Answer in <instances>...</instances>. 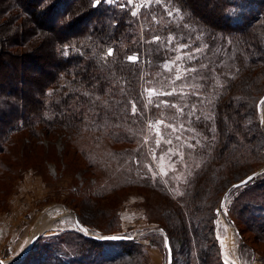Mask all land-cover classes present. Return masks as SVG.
I'll return each mask as SVG.
<instances>
[{
  "label": "trees",
  "instance_id": "trees-1",
  "mask_svg": "<svg viewBox=\"0 0 264 264\" xmlns=\"http://www.w3.org/2000/svg\"><path fill=\"white\" fill-rule=\"evenodd\" d=\"M169 10L180 12L169 16ZM139 11L137 16L123 1L94 6V0H0V192L27 168L40 169L36 161L27 166L26 158L43 147L41 141L58 140L62 157L72 154L74 168L60 163L54 145L43 149V166L53 161L62 172L71 168L82 175L67 204L84 227L116 235L117 205L131 188L171 198L167 207L174 219L167 216L169 221L148 229L153 231L145 243L63 232L44 246L38 264H151L152 245L163 249L166 264L165 239L172 264L175 244L186 249L187 264H225L215 222L229 194L234 195L224 213L238 236L239 260L264 263V104L258 111L264 95V0H152ZM180 28L182 43L198 35L208 48L201 57L207 66L189 80L202 74L199 90L211 99L210 117L190 121L204 138L186 150L196 165L193 177L172 197L145 176V131L158 110L144 91L165 72L163 44L169 37L178 40ZM108 199L114 203L107 205Z\"/></svg>",
  "mask_w": 264,
  "mask_h": 264
},
{
  "label": "rangeland",
  "instance_id": "rangeland-1",
  "mask_svg": "<svg viewBox=\"0 0 264 264\" xmlns=\"http://www.w3.org/2000/svg\"><path fill=\"white\" fill-rule=\"evenodd\" d=\"M106 1L127 2L132 7V12L138 16L139 9L146 0ZM235 20H240L238 14L235 15ZM181 32L183 29L180 28L177 31L178 40L171 37V42H169V37L163 44L167 55V60L163 64L165 72H161L157 78L153 79L144 91L146 102H153L158 110L145 131L144 142L149 157L145 176L151 183L159 181L167 189L166 194L172 197L180 195L184 190L182 183L188 178L190 182L193 177L192 171L196 169V165L192 163L194 161L186 150L202 145L204 138L190 126V121L210 117L207 108L208 99H211L205 91L199 90L202 74L199 73L197 79L192 83L189 80L195 70L207 66L208 62L201 57L204 56L208 48L202 43L201 36L198 35L187 37V41L182 43L181 39L185 36H182ZM189 55H193L192 61L198 59L199 63H187L185 58ZM185 69L195 70L186 72ZM177 76H180V79H176ZM189 93L199 98V101H188L187 94ZM166 97L177 98L170 102L165 99ZM166 108L171 111V114L165 112ZM41 143L43 147L37 148L36 152L26 158L27 166L36 161L35 163L39 164L37 167L40 169L27 168L23 173L14 177L10 187H5L6 190L0 192L1 263L38 264L41 257L46 256L45 251H42L44 246L53 243L54 238L63 232L77 231L85 233L86 236H100L87 227H85L86 231L78 228L75 224L76 214L69 209L67 204L69 194L81 186L82 175L80 173L71 174V168L62 172L64 169L62 167V170L58 169L53 161L46 162V167L43 166L45 160L43 149L49 145L55 146L57 154L61 156L60 163L66 161L74 168L72 154L62 157V145L58 140H44ZM15 151L17 152V150ZM74 180L77 181V184H74ZM92 180L94 179L92 178ZM233 195H227L225 202L222 201L221 206L224 211ZM121 196L123 199L117 205L119 230L114 236L132 237L139 243H145V236L153 231L148 229L157 227L162 222L165 223V220L169 221L167 216L174 219L173 211L167 207V202H170L171 198H164L163 194L131 188ZM105 203L111 205L114 200L108 199ZM224 211L218 213L215 222L216 236L220 249L223 247L225 250L227 245L229 247L227 249L231 253V250H235V245L239 240ZM84 215L89 217L90 213L85 212ZM43 216H46L50 224L47 228L40 230L37 229L36 224ZM157 231L162 234V231ZM37 234L39 237L29 256V262L25 263L21 256L32 237ZM174 246L178 252L176 264H187L186 249L182 252L179 245L175 244ZM260 249L264 250V247ZM110 251L113 253L111 249L108 250V252ZM112 253H108V255ZM148 257L151 264H165L164 251L158 245L148 248Z\"/></svg>",
  "mask_w": 264,
  "mask_h": 264
},
{
  "label": "water",
  "instance_id": "water-1",
  "mask_svg": "<svg viewBox=\"0 0 264 264\" xmlns=\"http://www.w3.org/2000/svg\"><path fill=\"white\" fill-rule=\"evenodd\" d=\"M262 101H264V95L261 97V99L258 102V111H261V105L263 104ZM264 171V169L262 170ZM261 171V172H262ZM260 172L257 173H253L248 175L247 177H245L244 179H242L241 181H238L237 183H235L234 185H232V187L229 189L228 193H230V191L237 189V188H241L246 186L248 183H250ZM251 177V179H249ZM226 197L223 199V202H225ZM75 224L78 228H80L82 231H86V228L79 222V220L77 219V217L75 216ZM39 234L35 235L32 237V239L30 240V243L28 244L26 250L24 251V253L21 256V259L25 258L34 248L36 241L38 240ZM94 238L99 239V240H103V241H112V242H116V241H125L128 239H132V237H127V236H94ZM165 248L167 251V263L166 264H172V250L169 244L168 239H165ZM0 264H9V263H1Z\"/></svg>",
  "mask_w": 264,
  "mask_h": 264
},
{
  "label": "crops",
  "instance_id": "crops-1",
  "mask_svg": "<svg viewBox=\"0 0 264 264\" xmlns=\"http://www.w3.org/2000/svg\"><path fill=\"white\" fill-rule=\"evenodd\" d=\"M227 245H226V249L224 250L223 247H221V254H222V259L224 261L225 264H248L247 262L242 263L239 258H238V250H237V243L235 245V250H231V253L229 252V249H227ZM229 248V247H228ZM230 253V255H229ZM251 264H264L261 261H253Z\"/></svg>",
  "mask_w": 264,
  "mask_h": 264
},
{
  "label": "snow or ice",
  "instance_id": "snow-or-ice-1",
  "mask_svg": "<svg viewBox=\"0 0 264 264\" xmlns=\"http://www.w3.org/2000/svg\"><path fill=\"white\" fill-rule=\"evenodd\" d=\"M100 2H101V0H94V6L98 5ZM146 2H147V3H151L152 0H146ZM156 2H158V0H156ZM179 12H180V10H177L175 13L172 12L171 10H169V11H168V15H169V16L179 15ZM157 39H159V38L157 37ZM171 39H172V38L170 37V38H169V42H171ZM108 55H112V50H111V49L108 50ZM193 55H194V54H193ZM193 55H189V56H188V59L191 60V59L193 58ZM136 59H137V57H135V56H130V57H129V60H130V61H133V62H135ZM178 59H179V57H178ZM190 70H191V71H194L195 69H185L186 72H187V71H190ZM176 79H180V76H177ZM262 103H264V101H262ZM135 111H136V108H135V106L133 105V112L135 113ZM193 114H194V113H193ZM249 179H251V177H250Z\"/></svg>",
  "mask_w": 264,
  "mask_h": 264
},
{
  "label": "bare ground",
  "instance_id": "bare-ground-1",
  "mask_svg": "<svg viewBox=\"0 0 264 264\" xmlns=\"http://www.w3.org/2000/svg\"><path fill=\"white\" fill-rule=\"evenodd\" d=\"M39 224V225H38ZM50 222L47 221V218L46 216H43L39 222H37L36 226H37V229H43V228H47L49 226ZM35 232H38V231H35ZM11 263V262H10ZM13 263V262H12ZM11 263V264H12Z\"/></svg>",
  "mask_w": 264,
  "mask_h": 264
}]
</instances>
